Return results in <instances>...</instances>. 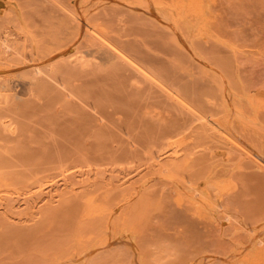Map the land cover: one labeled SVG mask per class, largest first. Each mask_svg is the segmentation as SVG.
Segmentation results:
<instances>
[{
	"label": "rangeland",
	"instance_id": "obj_1",
	"mask_svg": "<svg viewBox=\"0 0 264 264\" xmlns=\"http://www.w3.org/2000/svg\"><path fill=\"white\" fill-rule=\"evenodd\" d=\"M204 3L214 14L213 22L186 25L181 33L165 26L170 32L161 27L157 35L147 34L144 27L146 33H135L141 35L137 42L160 63L175 62L187 81L219 83L223 70L241 76L234 75L232 81L248 84V95L238 94L233 105L244 114L240 117L234 111L239 116L235 114L237 121L232 123L226 111L218 110V118L246 130L249 149L260 150L254 154L262 157L264 146L257 137H264L260 125L264 119H260L264 115V0ZM158 4L179 7L190 15L194 1L158 0ZM107 11L112 13L110 8ZM122 25L123 30L129 29L126 22ZM123 30L124 43H134L138 36L129 37ZM142 40L151 45H142ZM148 46L155 50L149 53ZM120 75L105 81L109 94L105 93L100 111L86 107L59 86L60 93L24 95L25 108L9 113L0 124V264H264L263 170L237 155L232 162L239 179L244 178L243 185L237 178L212 177V168L220 163L216 150L220 145L214 142L213 151L195 154L182 172L197 178V185L181 188L170 172L146 163L141 142L149 134L158 135L165 124L184 123L183 115L164 94L137 83L128 70ZM251 94H256V100ZM204 128L208 137H222L209 123ZM220 200L230 203L232 213L226 216L238 226L232 228L235 231L207 227L196 218L207 203ZM184 214L200 221L199 226H186Z\"/></svg>",
	"mask_w": 264,
	"mask_h": 264
},
{
	"label": "bare ground",
	"instance_id": "obj_2",
	"mask_svg": "<svg viewBox=\"0 0 264 264\" xmlns=\"http://www.w3.org/2000/svg\"><path fill=\"white\" fill-rule=\"evenodd\" d=\"M193 1L194 5L190 7V15H188L186 11L184 12L179 7L170 8L165 4H158V0H0V124L9 113H20L25 108L22 102L24 95H38L40 93L42 95L47 91H52L49 92L51 95L60 91L59 86L67 90L70 97L72 95L86 107L100 111L109 94L107 89L105 91L104 88L105 81L118 78L123 70H128L135 76V79L137 77V83L140 82L152 91L164 94L169 101L175 103L184 120L182 124L169 126L165 124L156 136H150L151 134L145 136L146 138L141 143H143V158L146 163L154 162L160 166L161 172H170L168 173L169 176L181 188H184V186L194 187L197 185V178H187V176L182 175L183 170L191 165L195 154L208 149L213 151L214 148L211 147V144L217 142L220 145L216 149L220 163L212 168V177H226L230 181L237 178L240 184L243 185L242 179L244 178L239 179V170L236 165L234 166L235 162H232L233 157L237 155L242 160L245 159L243 161L249 159L264 172V155H262L264 152L260 153L262 157L254 154H259L260 150L257 152L253 145L251 147L255 148L256 152L253 153L251 151L253 149H249L248 145L250 144L247 142L246 136L248 134L246 135V130L244 132V130L242 131L240 128L227 123V120L232 123L237 121L235 114H240V117L241 114H244L238 105V109H235L233 102L238 94H244L243 97L246 98L248 84H243L235 79L239 83L235 85L232 80L236 73L224 70L221 71L224 73V78L222 79L223 76L220 75L219 83L210 84L209 82V85H203L204 82L200 83V80L199 83L187 81L186 74L182 73V70L180 71L175 62L172 64L160 63L159 59L156 60L155 56L154 59L152 57L154 54L150 53V50H155L154 47L150 48L148 46L147 49L150 53L148 54V51H145L146 48L144 49L137 42L141 35L139 34L137 37L135 33L142 32L144 27L147 28V34L159 32V29L162 27L163 30L165 26L168 28H170L169 26L174 27L179 32L182 28L184 30L186 25L195 26L202 22L206 24L213 22L214 14L210 7L204 3V0ZM107 8H110L112 13L107 11ZM188 20H191V22H188ZM123 22L129 25V29L128 26H125V30H123ZM157 28L159 29L157 30ZM127 29L128 31H126ZM167 29L165 28L163 32L165 30L170 32ZM170 29L172 30V28ZM121 30L125 31H122V34L125 33L128 36L130 34L133 38L137 37L131 38L134 43H131V40L130 42L127 40L129 44H126L128 42L124 43L126 37L121 39L124 36L121 35ZM145 30L144 33H146ZM113 33L115 34L113 35ZM131 33H134V35ZM189 35L185 36L188 38ZM112 36L114 37L112 38ZM117 36L121 38L118 39ZM188 40L191 41L190 38ZM139 42H141L140 39ZM159 42L157 43L159 44ZM143 43H145V40L144 42L142 40L141 44L145 46L148 44ZM205 74L208 73L205 72ZM216 75L218 76V74ZM240 77L237 76V78ZM10 90H13V93L8 94ZM138 90L135 91L138 92ZM140 90L142 91V89ZM105 93H107V97ZM41 95L40 97H42ZM240 96L239 98L242 97ZM251 96L253 100H256V94H251ZM239 98H236L235 103L238 102ZM255 103L256 101L253 105ZM210 105L216 107L213 106V109H210ZM239 105L241 106V104ZM218 110L221 112L226 111L228 119L225 118L224 121L218 118ZM234 111L237 113L234 114ZM263 116L260 119L264 118ZM256 119L254 118L255 121H258ZM194 121H199L201 124L193 126ZM261 122L263 123L261 124ZM261 122L260 125L263 127L264 119ZM205 123L212 125L214 129L222 134V137H219V139L208 137L204 128ZM253 136L255 137L254 134ZM262 137L259 138L261 143H259L258 137L257 141L258 144L264 146L262 145L264 144ZM231 188L235 190L237 186L233 183ZM201 210H204V213L198 217L196 216V218L202 219V223H206L207 227H218L233 231L235 230L232 228L238 227L230 222L229 216H226L232 213L228 201L209 202ZM184 215L183 221L186 226L191 228L199 226L200 221L198 222L194 218L192 220L190 219L192 216ZM180 217H182L181 214ZM238 218L237 216L236 219ZM242 224L244 223L241 222L240 225ZM255 232L257 231L255 230ZM259 232L261 231L259 230ZM246 262L247 264L258 263V261Z\"/></svg>",
	"mask_w": 264,
	"mask_h": 264
}]
</instances>
